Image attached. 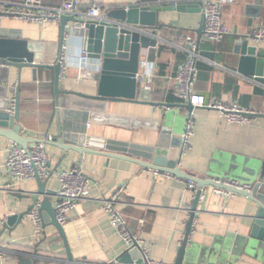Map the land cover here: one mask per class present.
Masks as SVG:
<instances>
[{"label": "crops", "instance_id": "0c3cea01", "mask_svg": "<svg viewBox=\"0 0 264 264\" xmlns=\"http://www.w3.org/2000/svg\"><path fill=\"white\" fill-rule=\"evenodd\" d=\"M22 1L0 0L2 25L13 36L46 43L49 46L46 55L52 56L61 40L60 22L51 20L40 24L4 13ZM127 1L82 0L81 9L87 10L93 4L111 6ZM255 1L237 0L223 7L222 20L228 33L219 42L204 35L198 43L196 29L202 21L201 9L161 13L159 20L165 25L158 31V45L146 49L143 56L153 74L150 101L155 104L112 102L108 105V112L131 125L135 124L137 128L92 124L88 128L89 133L106 138L112 137L114 129H120L133 135V141L154 144L158 131L144 123L154 125L167 114L173 119L174 135L182 138L188 109L183 107L185 103L174 93L173 78L179 65L190 56L188 36L192 37L196 49H199V71L194 89L210 101L236 103L248 110L264 112V96L254 94L246 78L237 72L238 55L234 54L235 44L246 33L264 26V0L257 7ZM44 2L48 6H59L64 0ZM257 13L259 16H254ZM72 28V22H68L66 30L69 33L65 36V43L72 60L66 72L68 80L62 81L61 88L76 87L85 91L83 87L69 83L72 80L78 82L80 70L76 60L82 50V41L72 35ZM249 41L264 48V43ZM87 64L91 65L92 62ZM0 80L9 88L8 98L20 87V124L26 136L44 140L45 136L52 135L54 140H58L59 124L68 128L85 125L83 111L76 109L68 111L61 108L58 121L52 69L23 67L18 70L0 64ZM94 80L95 76L91 78V81ZM53 141L48 143V153L55 172L47 180V186L57 190L56 171L74 166H81L92 181L88 197L69 213L63 224L73 256L77 260L90 258L86 261L96 264L115 260L127 251L125 242L111 224L110 215L101 206L103 199L110 198L121 184H125L126 190L116 205L117 209L147 245L151 260L174 264L186 235L191 215L188 208L192 207L195 198L193 191L187 187V180L164 176L156 179L147 172L148 168L132 160L109 158L99 152L83 155L69 152L63 157L65 152ZM15 144L0 135V216L4 219L0 246L7 256L6 260L0 259V264H19L17 255L33 252L34 249L42 257L65 260L67 253L63 238L53 225L43 226L48 213L40 216L39 228L29 213L31 196L38 190L36 178L14 181L6 167L7 148ZM191 145V149L182 156L179 147L169 149L170 158L179 159L181 156L179 166L184 171L199 178L229 179L253 187L258 178L257 161L264 155V118L230 122L220 110L198 108ZM51 200L54 206L55 196ZM252 206L253 203L246 196L219 195L213 187H206V196L198 203L189 235L187 248L190 257L186 259L192 260L186 264H262L257 259L256 251L249 245L252 226L249 211ZM38 208L37 205L35 209ZM26 212L21 221L16 218L8 223L10 217Z\"/></svg>", "mask_w": 264, "mask_h": 264}, {"label": "water", "instance_id": "95a60500", "mask_svg": "<svg viewBox=\"0 0 264 264\" xmlns=\"http://www.w3.org/2000/svg\"><path fill=\"white\" fill-rule=\"evenodd\" d=\"M261 4L262 0H256ZM201 1L193 0H128L109 6L110 10L105 13V20L100 24L92 21H85L83 15L64 14L60 17L61 40L52 56H47L49 46L44 42L28 41L13 36V33L2 25L0 17V64L13 66L21 70L23 67L33 69L49 68L54 71V102L57 107V118L60 122V110L65 108L83 111L84 126L64 127L59 124L58 140H54L61 148L66 157L69 152L83 155L90 152H99L105 156L127 158L144 168H151L162 172H169L178 178L193 180L198 184V191L192 204V212L187 222L186 235L178 251L174 264L190 263L192 259L188 253L189 235L200 201L201 189L208 186L224 189L236 194L248 197L253 206L250 208V219L252 220L249 234V245L256 251L257 259L264 264V155L257 161V181L253 184L251 191L226 186L214 181L215 178H199L184 171L180 166L179 159L170 158L171 147H179L182 138L174 135L173 119L165 114L154 125L152 129L158 131L157 141L154 144H145L131 140L133 135L114 129L112 137H98L89 133L88 128L96 125H125L126 128H137L135 124L122 120L115 114L108 112V105L112 102L133 101L143 104H155L150 101V92L141 88L137 74L142 69L144 51L150 47H156L159 42L158 31L164 27L160 22L161 13L177 10L180 12L203 11ZM1 13V10H0ZM259 16V14H254ZM68 22H72V35L82 41V50L87 53V58L92 64L77 66L80 70L78 82H69L70 85H78L85 91L76 87L61 88L62 81L66 82L69 70V61L72 60L67 54V43L65 36L69 33L66 30ZM85 23L84 26L82 24ZM205 18L202 21L198 33V43L204 37ZM199 47V45H198ZM199 49H196V53ZM209 54V52H202ZM234 54L238 55L237 72L246 78L252 86L254 94L264 96V48L258 44L251 43L242 37L235 44ZM65 65V68L63 67ZM95 70V72H94ZM94 72V73H92ZM95 76L94 82L91 78ZM9 88L0 80V135L5 136L18 145L28 147L30 143H38L39 139L26 136L20 124L21 102L20 87L16 89V100L14 111L9 110ZM139 100V101H138ZM184 108L192 110L190 103L184 104ZM247 118H264V112H244ZM89 124V125H88ZM153 126V127H152ZM129 139V140H128ZM38 182V190L31 196L32 205L29 208L31 213L38 205L39 215H47L46 224L53 225L63 238L67 258L65 260L49 259L33 252H22L17 255L19 264H93L82 257L77 260L71 251L69 241L64 229L56 217V211L51 197L57 191L47 186V180H42L36 171L35 177ZM28 212L12 216L8 223L18 218L20 221ZM96 264H146L140 247L136 244L130 250L116 258Z\"/></svg>", "mask_w": 264, "mask_h": 264}, {"label": "built area", "instance_id": "2783aa9c", "mask_svg": "<svg viewBox=\"0 0 264 264\" xmlns=\"http://www.w3.org/2000/svg\"><path fill=\"white\" fill-rule=\"evenodd\" d=\"M199 1H201L205 18V35L212 41H221L228 33V29L222 20L223 7L227 4H232L237 0ZM81 6L82 0H64V2L59 6H48L45 4L44 0H24L18 3L16 7L5 10L4 13L8 16H14L28 22L40 24L51 20L60 21V17L64 14L83 15L85 17V21H92L96 24H100L105 20V13L110 10L109 6L101 4H93L87 10H82ZM84 25L85 23L82 24V26ZM244 38L252 40L256 43H264V26L254 28L252 31L246 33ZM187 40L191 46L189 51L190 56L179 65L173 78L175 85L174 93L177 98L185 104L190 103L193 106L192 110H188L186 116L185 129L182 134V144L179 148V154L181 156L192 147L191 137L194 133L195 112L198 108L220 110L230 122H245L249 120V118L243 116V113L253 112V110L242 108L236 103L207 100L205 95L198 93L194 89L195 80L199 71L198 55L196 53L197 46L191 36H188ZM70 61L68 62L69 64ZM88 62L87 53L84 50H81L79 57L76 60L77 66L87 64ZM142 66L144 69L142 67L143 70L137 74V79L142 89L151 92L153 89L152 71L148 67L149 65L147 60H142ZM63 67L65 68V65ZM15 100L16 92L9 97V110L12 112L15 108ZM53 140L54 138L52 135H47L44 140H40L38 143L30 144L28 147L15 144L7 148L6 167L12 180L17 182L30 180L35 177L36 171L42 180H48L55 172L50 164V155L48 153V143ZM147 172L156 179L161 176L181 179L172 173L162 172L151 168H148ZM56 175L58 188L56 190L57 193L55 195L54 208L58 222L63 225L68 219L69 213L76 210L79 204L88 197L92 181L81 166H74L67 170H58L56 171ZM214 181L219 184L221 183L226 186H232L246 191L252 190V186L241 185L234 180L214 179ZM187 187L193 191L194 195L199 189L198 184L193 180H187ZM213 189L215 193L219 195H236V193L224 189ZM125 190V184H121L110 198H106L101 201L102 209L110 215L111 224L125 242L127 251L137 244L144 255L146 264H162L161 262L151 260L149 248L131 229L125 217L117 209L116 205L125 193ZM205 196L206 188H202L200 200L204 199ZM191 208L192 207L188 208V212L190 214L192 212ZM30 214L39 228L41 226V217L38 210L34 209ZM3 223L4 219L0 216V244L2 241L1 227ZM6 258L7 256L1 250L0 246V259L6 260Z\"/></svg>", "mask_w": 264, "mask_h": 264}]
</instances>
